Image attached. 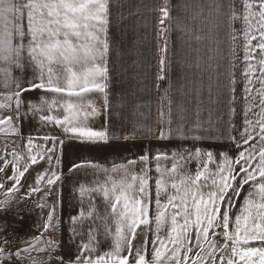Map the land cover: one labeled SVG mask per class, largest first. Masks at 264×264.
I'll return each mask as SVG.
<instances>
[{
  "label": "snow or ice",
  "instance_id": "1",
  "mask_svg": "<svg viewBox=\"0 0 264 264\" xmlns=\"http://www.w3.org/2000/svg\"><path fill=\"white\" fill-rule=\"evenodd\" d=\"M114 5L120 7V0H0V133L7 143L8 136L18 134L16 122L25 119H38L52 129V134L30 137L24 146L26 163L48 165L24 196L31 199L43 191L41 208L48 207L62 177L55 163L60 162L57 144L63 146L64 138L92 148L120 142L111 127L109 96ZM208 9L224 29V39L217 35L215 49H208L215 52L208 60L221 55V43L228 45V71H217L215 96L211 84L207 89L210 104H223V116L213 124L200 85L188 92L181 87L180 94L192 103L189 116V109L172 99L169 85L161 97L155 139L176 141L178 147L109 166L73 164L69 171L84 168L92 178L77 186L79 212L68 221L74 252L67 259L57 257L60 264H264V0H209ZM160 11L163 25L170 10L166 4ZM198 14L203 15V8ZM167 31L162 27L158 35ZM205 38L192 37L197 44ZM167 44L165 37L157 81L168 79ZM193 66L199 70V57ZM26 67L32 68L31 79L14 75L13 69L23 72ZM220 76L226 82L223 92ZM31 91L42 92L37 102L25 101ZM140 108L135 106L133 116ZM101 114L108 119L94 128L91 122ZM139 131L134 126L131 138ZM145 135L154 134L148 129ZM128 139L126 135L124 142ZM225 143L231 150L217 153L204 147ZM7 153L5 148L0 168L11 185L0 181L4 212L21 199L22 181L30 171L18 169L15 150L11 162ZM44 219V231L22 244L12 247L5 236L0 264H22L24 253L32 251L47 252L51 259L61 247L54 237L64 224L55 202ZM48 232L52 236L45 239Z\"/></svg>",
  "mask_w": 264,
  "mask_h": 264
},
{
  "label": "crops",
  "instance_id": "2",
  "mask_svg": "<svg viewBox=\"0 0 264 264\" xmlns=\"http://www.w3.org/2000/svg\"><path fill=\"white\" fill-rule=\"evenodd\" d=\"M167 4L170 10V19H166L164 24H160L162 13L161 8ZM120 7H112L110 28L111 37V56H110V81L109 96L112 104L111 127L114 133L120 136L119 143H113L105 148H92L81 145L70 138H64L63 146L57 144L56 155L60 157V162L55 163V169L62 173L61 180L57 182L52 190L51 199L48 201V207L41 208L38 205L44 202V192H38L32 195L31 199L24 198L28 192L29 186L34 184L37 173L45 170L48 165L46 162H39L32 165L27 161V149L24 147L27 140L31 138L42 137L45 133L52 134L51 128L43 127L38 119L29 121L25 119L23 123L16 122L18 134L6 137L0 133V168H3V158L5 148L8 149L7 160L13 161L12 152L20 156L15 161L18 169L23 170L25 166L30 168L26 177L22 181L20 191L21 199L17 204L24 207L23 212L28 211L33 220L44 221L52 203L56 204V215L64 221L61 234L56 235L61 243V254L67 259L74 252V248L69 241L68 221L73 215L79 212L77 186L87 179H91L90 171L81 168L79 171H69L75 163L95 162L101 165L109 166L113 161L124 162L128 158L139 157L141 153L151 151L153 153L162 151L166 147H178V142L171 143L155 139L159 134V112L161 108V97L164 89L170 88V95L177 103L186 106L191 116L192 103L190 97L181 95L180 90L183 86L185 92H188L195 85H200L204 90V107L211 108L213 115V124L218 117L223 116V104L220 106L209 103L208 86L213 87V96L217 82V71L226 73L229 67V54L227 43H221V55L209 61V55H215V52L209 53L208 49L213 50L216 47L215 38L217 35L223 40L224 29L218 28L216 17L210 14L208 5L209 0H120ZM203 8V15H199ZM121 16L124 19H121ZM170 29L165 33L159 34L160 28ZM206 37L197 44L192 37L194 35ZM165 37H167V64L168 79L157 81L156 75L160 70L159 60L163 53ZM199 57L200 68L197 70L193 65ZM217 63L220 64L217 69ZM17 77L23 79L32 78V68L26 67L23 72L13 69ZM220 91H224L225 79L220 76ZM159 84V87H157ZM238 90L241 87L237 86ZM42 95L41 91H31L25 94V101L37 102ZM141 105L139 114L133 116L135 106ZM219 107V111L217 108ZM167 109L165 108V111ZM7 115V112L4 113ZM207 119V112L204 113ZM108 119L106 115H99L91 122L94 128H100ZM138 122V123H137ZM239 123V120H237ZM138 127L139 134L131 138L132 128ZM220 130H224L226 125L221 123ZM123 129V131H121ZM151 129L153 136H146L145 133ZM7 131V129H5ZM227 133L225 132V135ZM129 136L127 142H124L125 136ZM35 143H43L42 140L35 139ZM51 146V142H49ZM205 149H213L219 153L221 150H231L230 144H206ZM230 154L232 152L230 151ZM194 167V166H193ZM11 174V168L8 169ZM0 181L7 186L5 174L0 172ZM46 187L42 185V188ZM247 186L245 188V193ZM5 193H0V199H3ZM243 196L240 201L242 202ZM15 204H13L14 206ZM239 203L237 204V208ZM235 211V210H234ZM20 235V234H19ZM106 247V246H105Z\"/></svg>",
  "mask_w": 264,
  "mask_h": 264
},
{
  "label": "rangeland",
  "instance_id": "3",
  "mask_svg": "<svg viewBox=\"0 0 264 264\" xmlns=\"http://www.w3.org/2000/svg\"><path fill=\"white\" fill-rule=\"evenodd\" d=\"M14 207L18 208L17 216L7 221L0 219V229H7L6 232H0V244L3 243L6 236L12 247L22 244L25 240H29L30 238L37 236L38 233L44 231V221L33 220L28 211L23 212L22 214L24 207L19 204H15ZM50 236H52V233L48 232L45 236V239H48ZM54 239L58 240L56 236ZM43 246V243H41L40 247ZM24 256L25 259L23 260L22 264H32L33 260H35L36 264H60V261L57 257H64V254H61V250L59 248L52 255L51 259H49L47 252L38 253L36 251H32L31 254L24 253ZM13 264H15V262H13Z\"/></svg>",
  "mask_w": 264,
  "mask_h": 264
},
{
  "label": "built area",
  "instance_id": "4",
  "mask_svg": "<svg viewBox=\"0 0 264 264\" xmlns=\"http://www.w3.org/2000/svg\"><path fill=\"white\" fill-rule=\"evenodd\" d=\"M17 214L18 208L12 206V208L8 212L0 211V219L3 221H7L17 216Z\"/></svg>",
  "mask_w": 264,
  "mask_h": 264
}]
</instances>
